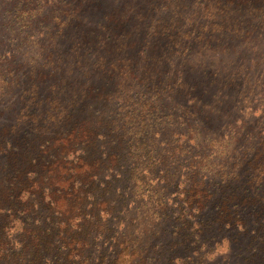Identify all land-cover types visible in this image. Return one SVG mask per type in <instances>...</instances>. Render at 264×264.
<instances>
[{
    "label": "trees",
    "instance_id": "trees-1",
    "mask_svg": "<svg viewBox=\"0 0 264 264\" xmlns=\"http://www.w3.org/2000/svg\"><path fill=\"white\" fill-rule=\"evenodd\" d=\"M0 264H264V0H0Z\"/></svg>",
    "mask_w": 264,
    "mask_h": 264
},
{
    "label": "rangeland",
    "instance_id": "rangeland-1",
    "mask_svg": "<svg viewBox=\"0 0 264 264\" xmlns=\"http://www.w3.org/2000/svg\"><path fill=\"white\" fill-rule=\"evenodd\" d=\"M84 40L92 45L102 46V48L104 47L110 50L114 48V38L112 34L106 30H100L96 33H93Z\"/></svg>",
    "mask_w": 264,
    "mask_h": 264
}]
</instances>
